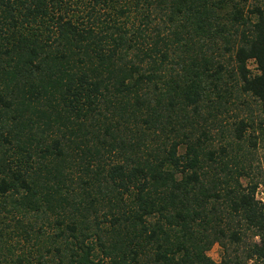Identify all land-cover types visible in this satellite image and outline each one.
I'll use <instances>...</instances> for the list:
<instances>
[{
  "label": "trees",
  "instance_id": "obj_1",
  "mask_svg": "<svg viewBox=\"0 0 264 264\" xmlns=\"http://www.w3.org/2000/svg\"><path fill=\"white\" fill-rule=\"evenodd\" d=\"M231 1L0 0V205L55 215L59 264H264L221 118L264 129V11Z\"/></svg>",
  "mask_w": 264,
  "mask_h": 264
},
{
  "label": "rangeland",
  "instance_id": "obj_2",
  "mask_svg": "<svg viewBox=\"0 0 264 264\" xmlns=\"http://www.w3.org/2000/svg\"><path fill=\"white\" fill-rule=\"evenodd\" d=\"M227 1L232 3L231 0ZM237 1L240 2L245 13H249L255 6L264 11V0ZM229 8L228 6L223 11H228ZM213 40L216 41V39L207 38L206 42L214 44ZM211 49L218 52L217 56L221 57L224 62L228 61L220 43ZM248 67L252 73H256L253 62H249ZM245 99L246 104L237 102L230 104L228 112L221 118L223 127L227 131V139L230 143L234 142L232 144L233 151L230 149L232 151L230 153L244 161L245 175L240 179V183L243 187L257 184L255 197L264 203V129L259 131L256 128L255 132H252V129L246 128L243 142H237L230 136L234 128L237 127L238 121L242 119L248 123L253 119L255 121H253V125L257 127V120L259 119L257 104L251 98H242L241 100ZM218 131L217 128L211 130L210 133L212 139L209 142L214 149H219L222 144V140H219ZM7 147L1 149V153ZM183 152V147L178 148V154ZM4 157L7 160L12 159V151L10 150ZM20 200L19 196H13L7 200L5 205H0V264H59L56 249L52 244L54 237L59 233V227L55 221L56 216L48 211L44 213V210H41L42 213L33 210L25 212L26 208L20 205ZM221 253V248L215 244L208 252V256L214 262H219Z\"/></svg>",
  "mask_w": 264,
  "mask_h": 264
}]
</instances>
